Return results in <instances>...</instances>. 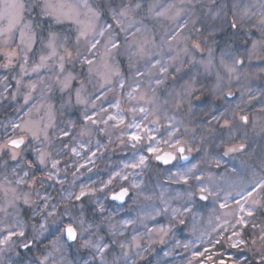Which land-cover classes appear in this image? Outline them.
Returning <instances> with one entry per match:
<instances>
[{
  "label": "rangeland",
  "instance_id": "rangeland-1",
  "mask_svg": "<svg viewBox=\"0 0 264 264\" xmlns=\"http://www.w3.org/2000/svg\"><path fill=\"white\" fill-rule=\"evenodd\" d=\"M115 1L107 0L112 19L113 11L129 8L140 12L143 8L141 0ZM151 1L153 20L167 19L171 24L165 44L169 48L175 43V52L141 63L129 78L116 64L115 53L97 54L99 46L106 44L102 37L96 35L100 44L94 50L95 55H90L86 42L81 41L79 48L84 52L81 58L73 55L69 60L65 55V63L73 69L87 65L83 62L84 57L93 59L95 63L90 74L101 83H105V63L118 74L109 77L112 84L100 87L97 97L102 99V106H96L92 111L85 107L80 119L67 116L53 136L49 131L54 124V107L44 105L52 84L58 81L53 76L64 79V84L61 83L64 88L73 80H66L69 73L76 79L79 77L72 70L64 75V72L53 73L44 67L33 69L37 68L36 59L41 64V57L50 55V39L57 55L44 61L43 66L58 61L64 40L49 33L41 40L40 48L35 50L34 41L28 50L26 44H21L20 36L15 40L18 30L7 42L5 36H0V53H17L8 68L3 67L7 61L0 54V118L3 119L0 120V145L10 138H25V145L17 150L20 155L15 160L11 149H0V241L21 228L25 233L0 243V255L9 253L14 246L20 249L33 239L38 245L51 237L42 256L36 259L29 256L27 264H259L255 253L264 244L258 239L264 234V187H261L264 185V43H257L256 49H253V43L264 42L258 25L259 15L264 12V0ZM66 2L79 6V19L85 24L91 19L95 33L110 24L96 18L91 0H87V4L92 11L82 6L83 0ZM27 12L28 7L24 17ZM157 12H164V15L157 16ZM118 18L127 28L126 32L121 31L114 19L112 22L121 34L132 37L136 46L146 42L149 32H153L152 24L139 26L130 18L129 21L127 15ZM50 20L53 25L58 23ZM234 21L236 28L231 27ZM129 24L132 26L128 27ZM6 26V21L0 22V28ZM136 28L140 31L136 32ZM112 29H107L105 34L111 33ZM93 35L90 34L88 39ZM14 42L17 46L10 47ZM195 44L200 47H194ZM132 49L131 46L124 48L126 58ZM237 60L243 63H235ZM22 65L25 72L21 71ZM161 65L167 67L166 73L159 71ZM87 67L89 69V65ZM16 70L24 73L23 79H17ZM10 73L11 81L15 80L16 84L19 81V88L23 86L28 90L29 85L43 78L41 83L34 84V103L16 108L10 101ZM158 79L163 83L157 85ZM121 81L123 88L119 86ZM110 85L112 88H108ZM164 87L166 92L161 93ZM79 91L80 100L86 98L82 96V88ZM76 94L74 103H77ZM148 100L152 102L147 103ZM141 107L147 111L140 112ZM134 108L137 111L133 112ZM221 113H224L222 117ZM85 115L91 116L96 123L85 120ZM241 115L248 116L247 124L239 119ZM214 116L221 118L214 120ZM225 119L229 120V127H224ZM78 120L81 124L77 128ZM49 123L52 126L47 128V140L43 133L35 140L29 133L21 131L25 126L43 128ZM64 130L69 132L68 136L62 135ZM73 132L81 137L74 136L67 141L66 137ZM132 134L150 135L154 139H144L133 147ZM86 135L88 138H84ZM177 140L180 141L178 145ZM240 143L245 145L243 150L225 154L229 147ZM149 146L159 151L151 153ZM180 146L192 149L190 153L185 151L192 159L181 164L176 156L175 163L162 170L151 194L143 193L155 156L163 151L175 152ZM40 151L50 153L46 168L35 163ZM141 156L146 157L143 165H139ZM52 160L59 161L55 170L51 169ZM133 164L139 166L134 168ZM97 169L100 173L93 175ZM49 170L57 173L55 179H47ZM33 177L36 183H33ZM181 177H185L187 183ZM21 179L23 182L17 183ZM201 186L212 193L206 201L198 198ZM124 187L131 192L126 205L110 204L107 208L109 195ZM13 189L15 193L11 191ZM82 190L87 194L84 198H93L99 212L108 209L106 222L110 229L105 235L83 218L73 217L68 210L59 213V208L76 200ZM190 192L195 195L190 197ZM24 198L29 202L24 203ZM225 203L227 207L222 208L221 204ZM173 210H177L175 214ZM249 210L253 215H247ZM241 217L246 224H237ZM69 223L78 232L77 241L72 245L64 240V226ZM251 224H259L261 234L253 238L257 242L250 248L243 233ZM161 227L166 233L158 231ZM234 232L238 235H233ZM28 235L34 238L27 239ZM237 240L242 241L239 247H231ZM221 244L225 246L222 252ZM97 246L104 251H98ZM0 264L3 263L0 261Z\"/></svg>",
  "mask_w": 264,
  "mask_h": 264
},
{
  "label": "trees",
  "instance_id": "trees-1",
  "mask_svg": "<svg viewBox=\"0 0 264 264\" xmlns=\"http://www.w3.org/2000/svg\"><path fill=\"white\" fill-rule=\"evenodd\" d=\"M143 2V8L142 10L139 11H132V9L127 8V17L128 20L129 18L134 22V24H138L139 26H147V25H154V28L152 29L153 32H149V39L146 42H142L143 46L145 45V54L144 56L137 57V56H132V59L130 60L129 58H126L125 55L123 54L124 48L125 47H132L133 49L131 50V54L136 52V43L134 42L135 40L132 39V37H128L125 34H121L120 30L118 27L112 22V16L111 12L109 10V4L107 0H91L92 5L95 9V12L97 14V19L98 20H104L107 23H110L113 27L111 33L107 32L103 37H102V42H105L110 38L113 37L118 39L120 43V48L112 50L111 53H115V61L116 64H118L119 69L121 70L122 73H124L127 77L131 78L133 76V72L137 67L141 65V63L145 61H149L150 59L156 57V56H161V55H166L169 52H175V47H177L174 44H172L169 48L166 46L165 42H167V33L170 29V22L166 20L162 21H155L151 17L152 10L153 8L150 6V3L152 2L151 0H141ZM40 1L38 0H25L26 5L28 6V12L27 15L25 16V21H32L36 22L39 20V12L40 8L36 7L35 5L38 4ZM113 3H115V0H112ZM112 4V3H111ZM130 21V20H129ZM156 26V27H155ZM34 31L36 33V39L34 44L36 45V48H40V44L42 43V39L47 37L50 34H53V36H57L59 38H62L64 40L63 44L61 45L60 50L62 51L60 54L62 56H65V49L71 51L74 56L77 57V59H80L83 52V49L79 48V45L76 43V36H77V27L75 26L74 23L68 22V21H62L58 22L57 24L53 25L51 23V20L49 18H46L43 26L40 28L35 27L34 23ZM50 33V34H49ZM139 34V33H138ZM227 35V34H225ZM20 33L17 31L14 35L15 40H19ZM90 37V35H89ZM83 41V39H81ZM80 41V43H81ZM17 44L14 42L10 47H15ZM99 50L97 51L98 55H102L105 52L109 53L108 50L105 47V44H102L98 48ZM178 49V48H177ZM79 52V56L77 53ZM141 59V60H140ZM35 62V61H34ZM60 59L56 62H53L51 66H42L44 68L51 69L53 73H60L59 70V64H60ZM38 63V64H37ZM64 63V75H66L69 71L72 70L73 73H76L78 75V79L76 77L71 81V83L68 85L67 88H64V85L62 86L61 83L64 84V79L62 78H57L56 75H54V79H58L56 83L52 84V88L49 91V94L46 98V102L44 101V105L48 107H54V124L52 129L49 131V133L53 136V133L56 131V128H59L63 120L69 116L73 117L76 119H80L82 113L86 109H89V111H92L96 106L100 107L102 106L103 102L102 99H98L97 95L99 91L102 89L100 88L101 85L107 84V83H101L96 81V76L91 75L89 72V69L87 65L71 68L70 65ZM36 66L41 65L36 59V62L34 63ZM40 67V68H42ZM43 68V69H44ZM32 72V69H31ZM17 79H23V74L20 70H16L15 73ZM30 74V73H28ZM27 74V75H28ZM46 74H43L45 76ZM12 73L8 74V84H9V92H10V101H13L15 104V107H20L22 104L26 106L29 102L34 103L36 101V94L35 91L36 89H25L23 86L19 88L18 84H16V81L13 80L11 81ZM43 81V78L37 80L34 84H39ZM113 81V80H112ZM128 81V79H127ZM59 84V87H56V85ZM112 84V83H111ZM32 85V84H31ZM109 85V84H108ZM82 88V96L86 97L82 99V103H74L75 99V93H77V90ZM108 88H112V85L108 86ZM16 92V97L14 96ZM166 89L161 90V93H165ZM81 91H79L80 95ZM30 95V99H28L27 103L25 102V97ZM77 95V94H76ZM15 97V98H13ZM76 104V106L74 105ZM14 107V108H15ZM35 113V111H34ZM36 116H39L37 113ZM0 120H3L0 118ZM64 123V122H63ZM81 121L78 120V124L76 125L77 128L80 126ZM79 131V130H78ZM80 132V131H79ZM77 133V132H76ZM75 132L72 133L71 136L66 137V140H72L74 136L79 139L81 137L78 133L76 134ZM90 137V136H89ZM84 138H88V136H84ZM65 142V141H64ZM62 142V143H64ZM59 143V144H62ZM66 143V142H65ZM50 147H53L52 141L50 143ZM106 167V166H105ZM164 168L157 164L155 161L152 162L149 171L147 173L146 179H145V187L143 190V193L146 194H151L153 187L155 184L158 183V179L161 177V172ZM100 173V169H97L94 171L93 175H97ZM93 199V198H92ZM89 197L83 198L81 200H74L71 201L66 205V207L61 206L59 208V213H62L63 211L68 210L73 217H81L86 222H89L93 224L96 229H98V232L100 234L105 235L106 232L110 229L108 223L106 222V218L108 215V209H106V212H99L97 210L96 206L93 203V200ZM107 208H110V203L107 204ZM116 209V208H115ZM114 213H117L115 210ZM28 220V219H27ZM28 224V223H27ZM28 226V225H27ZM106 230V231H105ZM261 226L255 225L253 227V224L249 225L243 233L244 239L247 241V245L251 248L252 247V241L253 238L258 237L261 233ZM29 234H32L30 232ZM27 239L28 237L34 238L33 235H28L26 236ZM51 237L48 238V240L43 241L42 243H39L38 245L36 244V241L33 239L32 241V246L27 248L25 251H22L21 248L18 249L17 247H12L11 251L8 253L6 252L0 255V261L3 264H27V260L29 259V256H32L31 258H39L42 256L43 252L45 249L49 246L51 243ZM221 252L225 250L224 244L220 245ZM217 263V262H216Z\"/></svg>",
  "mask_w": 264,
  "mask_h": 264
},
{
  "label": "snow or ice",
  "instance_id": "snow-or-ice-1",
  "mask_svg": "<svg viewBox=\"0 0 264 264\" xmlns=\"http://www.w3.org/2000/svg\"><path fill=\"white\" fill-rule=\"evenodd\" d=\"M36 7L40 8V12L38 14L39 16V20L36 22H32V21H25V17H24V13L27 10V5L25 3V0H0V22H7V26L4 28H0V36H5L6 40L5 42H7L8 39H11L12 34L14 32H16L17 30L20 33V41L21 44H26V47L28 48V50H31V45L32 43L35 41L36 39V33L34 31V23H35V27L36 28H40L43 26V23L45 21L46 18H50L55 20L56 22H62L63 20H71L73 23H75L78 27H77V36H76V43L77 45H79L81 39H83L86 42V47L87 50L89 52L90 55H95V51L97 49V45L100 44V40L96 39V35L103 37L105 35V31H107V29H111L112 25L109 24L107 25V28L102 29L99 33H95V26L92 23L91 19H89L88 23H84L83 21H81L79 19L81 13L79 11V6L75 5V4H69L66 2V0H40V2L38 4L35 5ZM82 6L85 8H89V5L87 4V0H83ZM136 7H139V4L136 5ZM171 7V6H169ZM89 11H92L91 8H89ZM127 12V8L116 12L113 11V19L116 21V24L118 26H120L121 31H127V28H125L122 24H121V20L118 17H123L126 15ZM178 14V13H177ZM94 15H96L94 13ZM157 16H162L164 15V12H157L156 13ZM245 16H248V13L245 12L244 13ZM253 16L256 15V13H252ZM251 17H249L250 19ZM258 25H259V30L261 31V34L264 35V12H261L259 15V20H258ZM132 25L129 24L128 27H131ZM232 28H236L237 24L234 21L231 24ZM140 29L136 28V32H139ZM92 39H88L90 34H93ZM133 35H135V33H133ZM257 43H264V42H254L253 43V49H256L257 47ZM48 47L52 49L51 53L49 56L45 57L42 56L41 57V65H38L37 68H34L33 71L38 70L39 67L43 66V62L51 59L52 57H55L57 55L56 49L53 45L52 40H49V44ZM106 49L108 50L109 54L111 53L112 49H119L120 48V43L118 41V39L114 38V37H110L105 44ZM194 47L199 48L200 45L199 44H195ZM2 54L5 59H6V63L3 65V67L8 68L11 66L12 64V59L15 55H17V53L14 52H3L0 53ZM65 54L67 56V58L69 60H71L73 53L67 49H65ZM145 54V48L143 45H137L136 46V52L130 54L129 59H132V56H137V57H143ZM77 55L79 56V52L77 53ZM60 64H59V70L60 72H64V63L63 61L65 60V56H60ZM27 62V58L25 57V63ZM83 62L86 63L87 65H89V72L91 73L92 71V65H94L95 61L93 59H88L87 57H84ZM235 63L239 64V63H243V61L241 60H237L235 61ZM157 64H159V61H157ZM105 69L107 70L106 75H105V83L107 84H111L112 81L109 78L111 75H116L118 74L117 71L113 70L109 64L105 63L104 65ZM153 67H155V65H153ZM21 71L25 72V68L22 65L21 66ZM159 71L161 73H166L167 72V67L161 65ZM229 71H234V69H229ZM74 79V77L72 76L71 73L68 74L66 80L70 81ZM161 83H163L162 80L158 79L156 80V84L160 85ZM17 84H19V81H17ZM119 86L121 88L124 87V83L123 81L120 82ZM29 87L31 89H35V85H29ZM65 87H67V83L65 84ZM101 87H103V85H101ZM135 91V90H134ZM188 95L191 97L192 93H188ZM228 95H231V92L228 93ZM129 96H132V93H129ZM15 98V97H13ZM30 95L25 97V102L27 103L28 99H30ZM99 98V97H98ZM141 99H144V97L142 96ZM197 99H199L197 97ZM83 101L80 100V96H79V90H77V103H82ZM147 103H151V100L146 101ZM189 103H191V101H189ZM118 107V103L116 105ZM239 107V105H237V108ZM140 112H146L147 109L141 107L138 109ZM133 112L137 111V109H132ZM224 115V113H221V117ZM221 117H217L214 116L213 119L214 120H219ZM85 120H90L93 124L96 123L95 120L92 119L91 116L85 115L84 117ZM109 119H116V117H109ZM239 119L244 122L245 124H247L248 122V116L247 115H241L239 116ZM121 123H123V120L121 119L120 121ZM52 124H45L43 128H29L27 126L21 128V131L29 133L33 139L35 140H39L41 137V133H43V137L45 140L48 139V134H47V128L51 127ZM134 127H139V125H133ZM230 126V122L229 120L225 119L224 120V127H229ZM15 127L20 128V125H16ZM146 132L150 133L151 129H146ZM81 134H84L83 131ZM62 135L63 136H68L69 132L67 130L62 131ZM170 138H171V134H170ZM130 139L133 141L132 146L136 147V144L144 139H154V137H151L150 135L148 136H142L139 134H132L130 136ZM25 143V138L23 136L17 138V139H9L5 144L0 145V149H4V148H8L11 149V156L12 159L15 160L17 158V156L20 155V153L17 151L18 149L21 148V145H23ZM180 143L179 140L176 141V144L178 145ZM245 147V145L243 143H240L238 145H233L232 147H229L227 149V153L230 152H236V151H241L243 150V148ZM73 152H76V149H72ZM148 151L151 153H157L159 151L158 148H154L149 146ZM179 153L181 154V158L183 159H187V156H184L183 153L185 151H188L189 153L192 151L191 148H187L185 149L184 147H179L178 148ZM50 158V153L46 154L43 151L38 152L37 155V160H36V164L39 165L40 167H47V161ZM155 159L158 161H162L163 163L167 164L170 162V160H174L176 159L175 156H173L170 153H165L164 155H156ZM146 157L141 156L139 159V165H143L145 163ZM59 161L57 160H52L51 162V169L55 170L57 169V165H58ZM137 164H133L131 165L132 167H137L139 166ZM31 166V165H30ZM28 173L25 172V176H27ZM46 176L47 179L52 180L55 179L57 176L56 172H53L51 170L46 172ZM181 179L184 180L185 183H187V179L185 177H181ZM197 180H199V177H196ZM23 179H21L20 181H18L17 183H22ZM110 182V181H109ZM33 183H36L35 178L33 177ZM261 187H264V185H261ZM13 193H15V190H11ZM8 191L5 190V195L7 196ZM128 194V190L122 189L118 194H114L113 195V199L115 200H123L124 197ZM199 194H200V199L201 200H207L209 198L210 195H212V193L209 191V189L207 187L201 186L199 187ZM85 195V192L82 190L80 193V196H77L76 199L79 200L81 196ZM190 197L195 195V193H189L188 194ZM248 195L250 196L251 193H248ZM15 199H20L19 196H15ZM245 201L247 202V197L244 198ZM28 199L24 198V203H28ZM237 203H239V201H237ZM254 203H258L256 201H254ZM221 207H227V204H221ZM174 214L176 213L177 210H173ZM185 211H188V209H185ZM244 211L243 206H241V212ZM51 214V213H50ZM247 215L251 216L253 215V211L249 210L247 212ZM181 223H183V221H180ZM237 224H246V221L241 217L239 220H237ZM253 227H255V225H253ZM66 234L68 239L70 240H75L77 238V231L76 228L73 227L72 223H69L63 230ZM159 232L161 233H166V229L161 227L159 230ZM262 232H264V230H262ZM24 231L21 228V230L19 232H10L8 236H6L4 238V240L0 241V243H6L8 240H11L12 236H24ZM233 235H238V233L234 232ZM258 239L260 241H264V234L260 235L258 237ZM256 240H254L252 243L253 245L256 244ZM242 243V241L237 240V241H233L231 243V247H239V245ZM23 247L28 248L29 244L25 243L23 244ZM107 247V246H105ZM98 251H100L101 253L104 251V248L97 246ZM258 257H259V264H264V244L261 245L260 248L256 249V253H255ZM210 259V257H209Z\"/></svg>",
  "mask_w": 264,
  "mask_h": 264
},
{
  "label": "water",
  "instance_id": "water-1",
  "mask_svg": "<svg viewBox=\"0 0 264 264\" xmlns=\"http://www.w3.org/2000/svg\"><path fill=\"white\" fill-rule=\"evenodd\" d=\"M14 139H17V138H14ZM24 145H25V143H24L23 145H21V148H22ZM180 147H182V146H180ZM178 148H179V147H178ZM178 148L176 149L175 152H172V151H163V152H161L159 155H164L165 153H170V154H172V155L175 156V157H176L177 155H179V156H180V162H181V164H184V163L189 162V161L192 159V156L187 155V154L184 152L183 155H184V156H187L188 158H187V159H183V158H181V154L179 153ZM154 159H155V158H154ZM175 161H176V159H174V160H170L169 163L165 164V163H163L162 161H158V160L155 159V162H156L157 164H159L160 166H162V167L172 166V165L175 163ZM122 189H125V187H124V188H121L120 190L116 191L115 193H112V194L109 196V201L115 202L116 205H118V206H123V205H125L126 202H127L128 197H129L130 194H131V192H130L129 189L126 188V189L128 190V194L124 197V199H123L122 201H121V200H115V199L112 198L114 194H118ZM199 199H200V195H199ZM202 201H206V200H202ZM66 226H67V225H65L64 228H65ZM73 227H74V226H73ZM76 231H77V230H76ZM77 238H78V232H77ZM77 238H76L75 240H70V239H68L67 234L64 232V240H65L66 243L69 244V245L74 244V243L77 241ZM31 245H32V243H29V247H30ZM29 247H28V248H29ZM24 249H26V248L22 246V247H21V250H24Z\"/></svg>",
  "mask_w": 264,
  "mask_h": 264
},
{
  "label": "flooded vegetation",
  "instance_id": "flooded-vegetation-1",
  "mask_svg": "<svg viewBox=\"0 0 264 264\" xmlns=\"http://www.w3.org/2000/svg\"><path fill=\"white\" fill-rule=\"evenodd\" d=\"M177 156H179V155H177ZM179 158H180V156H179ZM163 168H164V167H163ZM120 189H121V188H120ZM120 189H118V190H120ZM118 190H117V191H118ZM115 192H116V191H114V192H112V193H115ZM112 193H111V194H112ZM111 194H110V195H111ZM85 195H87V194L85 193ZM89 195H90V194H89ZM110 195H109V196H110ZM130 195H131V194H130ZM83 196H84V195H83ZM83 196H81L79 200H81L82 198H84ZM129 197H130V196H129ZM129 197H128V198H129ZM198 198H199V196H198ZM76 200H77V199H76ZM127 200H128V199H127ZM108 202H109L110 204H113V205H115V206H118V205H116L115 202L109 201V197H108ZM126 203H127V202H126ZM125 205H126V204H125ZM123 206H124V205H123ZM118 207H122V206H118Z\"/></svg>",
  "mask_w": 264,
  "mask_h": 264
}]
</instances>
